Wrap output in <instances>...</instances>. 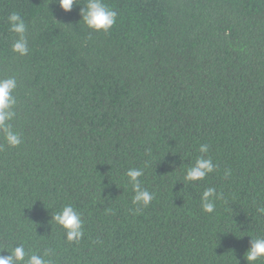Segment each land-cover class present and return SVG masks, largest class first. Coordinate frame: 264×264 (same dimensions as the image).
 Listing matches in <instances>:
<instances>
[{
  "label": "trees",
  "instance_id": "1",
  "mask_svg": "<svg viewBox=\"0 0 264 264\" xmlns=\"http://www.w3.org/2000/svg\"><path fill=\"white\" fill-rule=\"evenodd\" d=\"M86 3L0 0V78L17 79L23 139L10 148L0 133V255L23 245L53 264H247L264 237V0H104L117 12L107 33L84 25ZM13 12L25 56L12 50ZM201 155L216 170L185 181ZM130 168L154 195L146 208ZM209 187L222 195L212 213ZM66 204L82 215L78 243L52 220Z\"/></svg>",
  "mask_w": 264,
  "mask_h": 264
},
{
  "label": "clouds",
  "instance_id": "2",
  "mask_svg": "<svg viewBox=\"0 0 264 264\" xmlns=\"http://www.w3.org/2000/svg\"><path fill=\"white\" fill-rule=\"evenodd\" d=\"M59 7L64 12H70L77 0H58ZM80 16L84 25L91 32L107 33L116 23L117 12L108 7L104 0H87L85 6L80 10ZM9 30L16 34V39L12 44V50L25 56L29 54L27 26L19 13L13 12L8 17ZM17 88V79L15 76L0 78V133L3 134L4 143L10 148L19 147L23 143L21 134L16 131L11 123L15 118V107L17 98L15 91ZM209 146L203 144L199 148L201 154H207ZM217 165L213 160L205 155H201L195 160V163L186 169L185 181L194 183L204 180L209 174L213 173ZM144 172L140 168H130L126 172L129 183L133 187L134 197L133 203L140 207H148L154 198V195L147 189L141 188L140 177ZM226 176H230L231 172L226 171ZM222 195L218 194L215 188H206L201 194V207L204 212L212 213L216 207V201L221 199ZM264 214V207L258 209ZM54 223L60 227L66 236L68 242L78 243L84 236V225L81 213L71 204L64 205L52 217ZM3 252V251H0ZM7 256L0 255V264H53L48 259V253L43 255L25 251L23 245L15 246L11 252H7ZM247 264H256L258 260L264 259V237H257L250 240V248L245 254Z\"/></svg>",
  "mask_w": 264,
  "mask_h": 264
}]
</instances>
